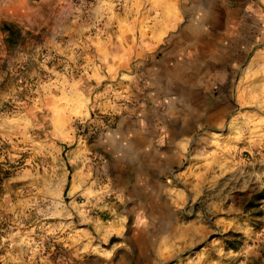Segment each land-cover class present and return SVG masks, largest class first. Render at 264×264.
Masks as SVG:
<instances>
[{
  "label": "rangeland",
  "instance_id": "374dc122",
  "mask_svg": "<svg viewBox=\"0 0 264 264\" xmlns=\"http://www.w3.org/2000/svg\"><path fill=\"white\" fill-rule=\"evenodd\" d=\"M203 1L137 143L126 29L163 1L0 0V264H264V0Z\"/></svg>",
  "mask_w": 264,
  "mask_h": 264
},
{
  "label": "crops",
  "instance_id": "0c3cea01",
  "mask_svg": "<svg viewBox=\"0 0 264 264\" xmlns=\"http://www.w3.org/2000/svg\"><path fill=\"white\" fill-rule=\"evenodd\" d=\"M159 1H163L162 3L166 7H154L155 13H151L153 16L152 24L148 25L146 29H141V31H139L138 23H133L131 30L126 29V35H132L128 40H125V45L132 49L131 59L138 62H151L148 65L151 70H143L142 74L145 80L151 78L152 96L158 102L151 106H147L144 103L134 105L129 112L131 113L130 116L125 119L124 126L120 128L123 136L132 137L137 143H143L144 141L152 142L162 138L159 128L160 125L164 126L167 116L159 104L162 96L161 93L174 87L172 77L167 76L166 71L163 70V65L166 67L167 64L165 62L162 64L163 62L154 61L156 51L167 46V54L171 53L173 55L171 62L179 59L182 63L184 62L183 59L187 61L196 45L193 36L189 34L188 27H186L191 19L190 12L192 9L190 6H196V0H191V3L186 6L185 22L181 12H179L180 7H177L178 5L180 6V0ZM201 4L205 6L203 0ZM137 76L139 77L138 73L133 79H138L136 78ZM130 83L134 84L136 82L133 80Z\"/></svg>",
  "mask_w": 264,
  "mask_h": 264
},
{
  "label": "trees",
  "instance_id": "16d2710c",
  "mask_svg": "<svg viewBox=\"0 0 264 264\" xmlns=\"http://www.w3.org/2000/svg\"><path fill=\"white\" fill-rule=\"evenodd\" d=\"M4 27H5L6 31H9V29H10L9 26L5 25Z\"/></svg>",
  "mask_w": 264,
  "mask_h": 264
}]
</instances>
